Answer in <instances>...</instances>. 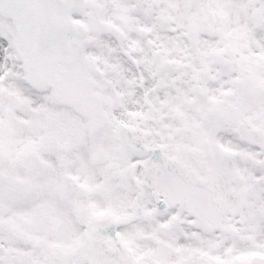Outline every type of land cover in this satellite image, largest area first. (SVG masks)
Returning a JSON list of instances; mask_svg holds the SVG:
<instances>
[{"label": "snow or ice", "instance_id": "6c2138e0", "mask_svg": "<svg viewBox=\"0 0 264 264\" xmlns=\"http://www.w3.org/2000/svg\"><path fill=\"white\" fill-rule=\"evenodd\" d=\"M0 264H264V0H0Z\"/></svg>", "mask_w": 264, "mask_h": 264}]
</instances>
